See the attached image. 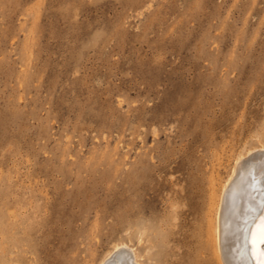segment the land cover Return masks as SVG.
<instances>
[{
	"label": "rangeland",
	"instance_id": "374dc122",
	"mask_svg": "<svg viewBox=\"0 0 264 264\" xmlns=\"http://www.w3.org/2000/svg\"><path fill=\"white\" fill-rule=\"evenodd\" d=\"M261 143L264 0H0V264H221L190 194Z\"/></svg>",
	"mask_w": 264,
	"mask_h": 264
},
{
	"label": "bare ground",
	"instance_id": "6f19581e",
	"mask_svg": "<svg viewBox=\"0 0 264 264\" xmlns=\"http://www.w3.org/2000/svg\"><path fill=\"white\" fill-rule=\"evenodd\" d=\"M257 147L251 152H248L247 149L244 150L247 152L245 157H241L242 152L236 156L228 177L224 179L214 207L212 201L208 203L207 207L206 203L201 201L203 195L201 189L190 194L191 204L188 210L199 212L202 207H205L208 212L212 209L214 211L212 235L221 264H256L255 259L250 258L245 251L247 233L243 231V227L246 225L245 218L247 216L253 215L254 218H258L264 215V209H261L259 204V201L264 197L260 191L251 187L254 178L264 177V143ZM134 195L135 188L132 187L130 189L131 201ZM170 207L171 214L175 218L179 211L173 201L170 202ZM249 207L256 209L254 214L248 212ZM136 217L135 204L130 202V238L136 237V241L145 242L148 240L146 230L149 226L143 221H137ZM248 226L250 227V225ZM150 248V246H144L142 248L144 253L142 254V251L134 248V245L125 242L116 243L99 264H109L116 254L120 255V264H143L140 257L145 255L146 259L149 260ZM261 248H264V245H261Z\"/></svg>",
	"mask_w": 264,
	"mask_h": 264
},
{
	"label": "snow or ice",
	"instance_id": "6c2138e0",
	"mask_svg": "<svg viewBox=\"0 0 264 264\" xmlns=\"http://www.w3.org/2000/svg\"><path fill=\"white\" fill-rule=\"evenodd\" d=\"M251 187L260 191L262 197H264V177L254 178ZM259 204L261 209H264V198L259 201ZM255 211L254 207L248 208L250 214H254ZM245 220L246 225L243 227V231L247 233L245 251L249 254L250 258L255 259L256 264H264V248H261V245H264V215L258 218L249 215Z\"/></svg>",
	"mask_w": 264,
	"mask_h": 264
}]
</instances>
